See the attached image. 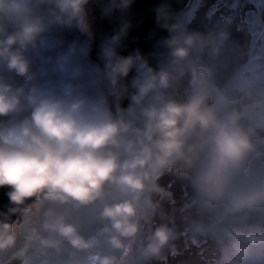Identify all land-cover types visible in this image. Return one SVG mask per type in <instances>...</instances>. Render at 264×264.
<instances>
[{"label": "clouds", "instance_id": "9594fccd", "mask_svg": "<svg viewBox=\"0 0 264 264\" xmlns=\"http://www.w3.org/2000/svg\"><path fill=\"white\" fill-rule=\"evenodd\" d=\"M133 3L0 0V264H264V0Z\"/></svg>", "mask_w": 264, "mask_h": 264}, {"label": "water", "instance_id": "95a60500", "mask_svg": "<svg viewBox=\"0 0 264 264\" xmlns=\"http://www.w3.org/2000/svg\"><path fill=\"white\" fill-rule=\"evenodd\" d=\"M160 2V0H134L131 15L133 19V28L130 30L129 37L126 41L128 43V49L140 46L144 51H148L152 47V40L148 39L149 31L155 28L154 20V7ZM186 0H171L172 6L175 9H179L184 6ZM113 27V23L107 20L98 23V29L102 32H109ZM166 34L164 30L156 29V36ZM135 36L136 40H132ZM4 190L0 189V207L6 202L7 198L4 196Z\"/></svg>", "mask_w": 264, "mask_h": 264}, {"label": "rangeland", "instance_id": "374dc122", "mask_svg": "<svg viewBox=\"0 0 264 264\" xmlns=\"http://www.w3.org/2000/svg\"><path fill=\"white\" fill-rule=\"evenodd\" d=\"M213 2V0H209V3L211 4ZM203 11V10H202ZM243 9H242V13H243ZM197 23H198V21H197ZM234 35H236V36H239L240 34L239 33H234Z\"/></svg>", "mask_w": 264, "mask_h": 264}]
</instances>
